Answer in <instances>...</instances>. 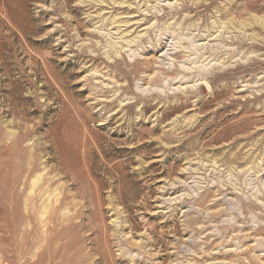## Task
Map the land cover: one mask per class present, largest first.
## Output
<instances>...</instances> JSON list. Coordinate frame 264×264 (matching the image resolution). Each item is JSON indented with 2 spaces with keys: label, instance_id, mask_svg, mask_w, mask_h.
<instances>
[{
  "label": "rangeland",
  "instance_id": "obj_1",
  "mask_svg": "<svg viewBox=\"0 0 264 264\" xmlns=\"http://www.w3.org/2000/svg\"><path fill=\"white\" fill-rule=\"evenodd\" d=\"M0 264H264V0H0Z\"/></svg>",
  "mask_w": 264,
  "mask_h": 264
}]
</instances>
